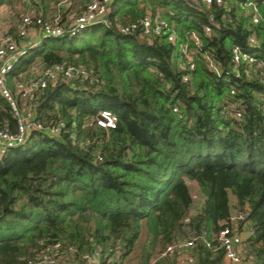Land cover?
<instances>
[{
  "label": "trees",
  "instance_id": "16d2710c",
  "mask_svg": "<svg viewBox=\"0 0 264 264\" xmlns=\"http://www.w3.org/2000/svg\"><path fill=\"white\" fill-rule=\"evenodd\" d=\"M58 2L33 4L47 17ZM198 2L199 9L192 0H114L107 26L46 40L18 62L19 80L38 60L83 67L94 82L58 80L37 92L35 114L47 129L0 158V264H34L41 243L55 241L77 251L64 253L61 264L94 249L107 264H124L143 230L149 243L134 264H148L157 243L187 231L196 237L194 264H223L212 237L230 225L232 211L244 213L252 229L243 264H264V60L233 61L235 47L264 58V0H255L256 24L237 6L241 0ZM159 15L175 25L176 42L141 35L140 27L119 30ZM209 16L218 27L205 34ZM192 33L200 40L193 70L179 49L192 48ZM98 109L116 115L114 128L89 124ZM50 127L58 129L51 134ZM1 128L15 132L16 122L0 96ZM189 183L204 196L195 213Z\"/></svg>",
  "mask_w": 264,
  "mask_h": 264
},
{
  "label": "built area",
  "instance_id": "2783aa9c",
  "mask_svg": "<svg viewBox=\"0 0 264 264\" xmlns=\"http://www.w3.org/2000/svg\"><path fill=\"white\" fill-rule=\"evenodd\" d=\"M23 4L31 5L35 0H20ZM114 0H86L82 3V11L75 17L73 21L63 18V10L72 5V0H59L55 5V13L51 16L44 17L41 13L24 12L17 19L15 33L4 32L0 36V96L8 103L11 114L15 118V132H10L8 128L0 129V158L10 149L23 145L32 132L47 129L35 114L37 106L35 95L37 92L46 88L49 83L63 80L68 83L80 84L85 80L94 82V78L83 67L70 63L61 62L50 67L41 66L40 71L34 75H29L26 79L19 80L14 76L16 66L28 52L32 45L26 42V38L30 33L40 40L56 39L61 37H74L82 33L83 30L96 26H107V14ZM212 0H202L204 4H209ZM216 4H222V0H214ZM237 6L248 12L250 20L253 24L258 23L260 14L256 8L255 0H241ZM194 6L199 9L198 0H192ZM71 21V22H70ZM141 28V35H165L170 42H176L177 33L169 25L162 21L161 17H156L154 21L150 17H145L140 25L132 24L130 26L120 27L121 33L126 34ZM218 25L211 16L208 22L203 26L205 34H211L213 28ZM193 46L181 43L179 45L182 55L188 59L190 69L193 70L195 64L192 60L193 54L200 47V40L196 33H192ZM250 47L256 45V41L251 37L249 39ZM208 61V68L219 74L218 67L210 59L208 55L204 56ZM264 58L259 57L255 53L242 51L239 47L233 49V61L238 64L254 63L258 66L263 63ZM235 76L237 72L234 71ZM23 97L27 100V104L23 103ZM264 106V101L263 104ZM237 119L241 118L240 112H234ZM117 123L116 115L107 109H98L95 111L90 125L102 127L105 129L114 128ZM57 127H50L49 133L54 134ZM229 226L222 228L214 235L213 242L216 241L217 246L223 250L224 259L230 264H243V258L240 259V253L243 252V239L240 234L247 232V236L252 233V229L246 224V215L244 213L237 214L231 218ZM238 221H242L243 225L240 229ZM246 236V237H247ZM245 237V238H246ZM206 248L213 249L212 241L203 237ZM196 237L193 232L187 231L186 237L178 241L164 245L157 250V253L150 258L148 264H194L193 256H187L180 263L174 262L173 257L178 250L192 249L195 245ZM42 247L35 255L34 264H61L64 253L69 252L74 255L77 251L73 246H63L60 242L51 243L42 242ZM110 259L99 249L90 252L80 253L70 264H107ZM69 264V263H68Z\"/></svg>",
  "mask_w": 264,
  "mask_h": 264
},
{
  "label": "rangeland",
  "instance_id": "374dc122",
  "mask_svg": "<svg viewBox=\"0 0 264 264\" xmlns=\"http://www.w3.org/2000/svg\"><path fill=\"white\" fill-rule=\"evenodd\" d=\"M81 2L84 3L83 0H72V5L70 7H66V9L63 10V13L65 14L64 16L66 18H68V21H69V18H70L71 21H73L75 19V17L78 16L79 13H81V11H82V3ZM19 11L20 10L12 13L11 21L8 23L9 25H12L13 26L15 20L19 19V17L22 14V12L21 11L19 12ZM161 11L163 13V10H161ZM51 15H53V14L51 13L50 16ZM159 17H161L162 21H164L165 24L169 25L172 29L176 30L175 25L172 22L169 23L166 17H164L162 15H159ZM12 21H13V24H11ZM177 30L179 32V29H177ZM78 35H80V34H78ZM39 46H40V44H39ZM38 47L36 49H38ZM37 63H38V61H36L35 63H33L29 67V69L25 72V75H27V77L29 75H34V74H36L37 72L40 71L41 65L40 66H37ZM22 101H23L24 104L27 102V100L24 97H23ZM229 108L231 109L232 107L229 106ZM188 186H189V191H190L191 196H192V199H193V202H192V205H191V208H190V213H192V212L197 211V210H199L201 208V206L203 205L204 196L200 193L199 188L194 183H189ZM233 200H234V197L232 195H230V203L233 204ZM236 216H237L236 212L235 211L234 212L232 211V217H236ZM145 234H146V232H145V230H143V232L141 233V236L139 238V241L137 242L136 249L129 255V257H127L126 259H124V264H129V263L134 264L135 261H136V258H137L136 255L140 252V249L143 246H145V245L148 246V243L149 242H148V239L145 236ZM246 236H247V232L246 231L241 232L240 237H241V239H243V241H244V239H245ZM160 246L161 245L159 243L156 244V246L154 247V250H152L153 252H152L151 257H153L157 253V250H159L160 248H162ZM243 254H244V252H241L240 253V255H239L240 256V259H242ZM187 256H192L189 249H187V250L186 249L178 250L176 252L175 256L173 257V260H174V262L180 263L182 261V259L184 257H187ZM223 264H230V263L224 260V263Z\"/></svg>",
  "mask_w": 264,
  "mask_h": 264
},
{
  "label": "crops",
  "instance_id": "0c3cea01",
  "mask_svg": "<svg viewBox=\"0 0 264 264\" xmlns=\"http://www.w3.org/2000/svg\"><path fill=\"white\" fill-rule=\"evenodd\" d=\"M18 10H20L22 13H24V12H30L32 14L33 13H41V14H44L43 11H39L38 10V7L35 4H31V5L23 4V3H21L20 0L15 1V3L11 4V3L5 2V0H4L2 3H0V36L4 32H10V29L13 26H15V29H16L17 20H15L13 26L12 25H9L8 23L11 21L12 13L13 12H16ZM11 24H13V21H12ZM44 41H46V40H40L39 41L37 39V37H35V34H33V33H30L28 35V38H26V42L27 43H30V45H32V48H30L29 50L35 49L37 46H39V44H42V42H44ZM22 59H20V60H22ZM38 63H37V66H40V65H38ZM195 212L196 211H194L192 213H195Z\"/></svg>",
  "mask_w": 264,
  "mask_h": 264
}]
</instances>
